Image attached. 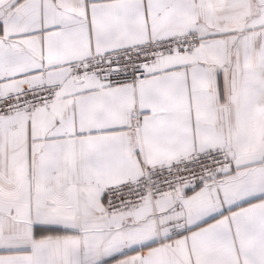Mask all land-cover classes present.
I'll return each instance as SVG.
<instances>
[{"label":"snow or ice","instance_id":"obj_1","mask_svg":"<svg viewBox=\"0 0 264 264\" xmlns=\"http://www.w3.org/2000/svg\"><path fill=\"white\" fill-rule=\"evenodd\" d=\"M0 264H264V0H0Z\"/></svg>","mask_w":264,"mask_h":264}]
</instances>
